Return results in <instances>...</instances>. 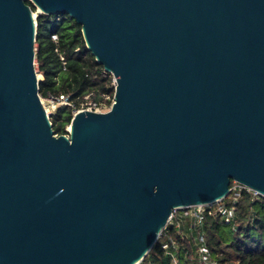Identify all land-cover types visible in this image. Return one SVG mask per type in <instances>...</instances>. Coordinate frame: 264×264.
<instances>
[{
	"label": "water",
	"instance_id": "obj_1",
	"mask_svg": "<svg viewBox=\"0 0 264 264\" xmlns=\"http://www.w3.org/2000/svg\"><path fill=\"white\" fill-rule=\"evenodd\" d=\"M39 12L116 79L54 132ZM264 196V0H0V264H138L174 208Z\"/></svg>",
	"mask_w": 264,
	"mask_h": 264
},
{
	"label": "trees",
	"instance_id": "obj_2",
	"mask_svg": "<svg viewBox=\"0 0 264 264\" xmlns=\"http://www.w3.org/2000/svg\"><path fill=\"white\" fill-rule=\"evenodd\" d=\"M32 10L36 6L28 1ZM58 35L54 40L53 35ZM35 62L42 74L39 94L43 98L65 94L74 106L62 104L50 114L56 134H67L74 108L89 99L101 101L114 95L112 73L104 71L87 48L81 25L66 13H42L36 16ZM64 57V60L62 59ZM206 244L218 264H264V196H253L244 188L236 204L233 220L226 222L221 213L207 214L202 226ZM177 243L180 264H198L195 240L174 226L164 230ZM158 237L138 264H169L170 256Z\"/></svg>",
	"mask_w": 264,
	"mask_h": 264
},
{
	"label": "built area",
	"instance_id": "obj_3",
	"mask_svg": "<svg viewBox=\"0 0 264 264\" xmlns=\"http://www.w3.org/2000/svg\"><path fill=\"white\" fill-rule=\"evenodd\" d=\"M54 40H58V35H53ZM64 60V57L62 56ZM104 71L109 72L104 69ZM111 73V72H110ZM113 76L112 83L116 86V79ZM42 102L46 108V111L51 114V111L45 104L46 101L52 104L54 110L59 105L67 104L74 106V103L70 101L69 96L61 94L57 97L49 96L47 98L41 97ZM114 102V95L109 94L104 95V99L101 101H95L89 99V94L85 96V100L80 102V106L74 108V114L80 110L89 109L92 111H107L110 109ZM69 133V126L67 127ZM67 133V134H68ZM246 188L247 190L252 191L253 196L261 195L257 190H254L247 185L237 181L232 180L230 184V191L228 195L218 199L217 201L206 203V204H196L190 205L187 207L174 208L169 216L165 228L162 230L160 236H164L162 243L163 248L170 256L169 264H180L178 256L176 254L177 243L171 235H169L164 230L167 226H174L177 229H181L182 232L190 231L193 239L195 240L197 262L198 264H218V262L212 257L211 251L206 244V237L202 226L207 214L221 213L226 222H230L234 219L236 214V204L238 198L241 194V191ZM159 236V237H160Z\"/></svg>",
	"mask_w": 264,
	"mask_h": 264
},
{
	"label": "rangeland",
	"instance_id": "obj_4",
	"mask_svg": "<svg viewBox=\"0 0 264 264\" xmlns=\"http://www.w3.org/2000/svg\"><path fill=\"white\" fill-rule=\"evenodd\" d=\"M33 13H34V15H35V19H36V16H37V14L39 13V9L37 8V6H36V9L33 10ZM35 67H36V70H37L36 62H35ZM37 72H38V70H37ZM38 74H39V78H42V74L39 73V72H38ZM45 104H46V106H47L51 111H53V112L55 111V110L53 109L51 103H49L48 101H46ZM68 126H69V125H68ZM68 126H67V127H68Z\"/></svg>",
	"mask_w": 264,
	"mask_h": 264
},
{
	"label": "bare ground",
	"instance_id": "obj_5",
	"mask_svg": "<svg viewBox=\"0 0 264 264\" xmlns=\"http://www.w3.org/2000/svg\"><path fill=\"white\" fill-rule=\"evenodd\" d=\"M39 9V8H38ZM81 111V110H80ZM97 112H101V111H97ZM69 129H70V126H69Z\"/></svg>",
	"mask_w": 264,
	"mask_h": 264
}]
</instances>
